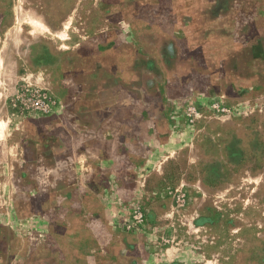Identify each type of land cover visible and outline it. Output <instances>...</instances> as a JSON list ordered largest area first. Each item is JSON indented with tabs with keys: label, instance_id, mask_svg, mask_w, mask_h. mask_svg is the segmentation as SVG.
Masks as SVG:
<instances>
[{
	"label": "rangeland",
	"instance_id": "374dc122",
	"mask_svg": "<svg viewBox=\"0 0 264 264\" xmlns=\"http://www.w3.org/2000/svg\"><path fill=\"white\" fill-rule=\"evenodd\" d=\"M0 85V264H264V0H0Z\"/></svg>",
	"mask_w": 264,
	"mask_h": 264
},
{
	"label": "crops",
	"instance_id": "0c3cea01",
	"mask_svg": "<svg viewBox=\"0 0 264 264\" xmlns=\"http://www.w3.org/2000/svg\"><path fill=\"white\" fill-rule=\"evenodd\" d=\"M11 33H14V34H16V35H19V34H21L20 33V30L18 29V28H10V29H8L7 30V32H6V34H11ZM3 69H4V72H8V73H12V72H19L18 71V68H12L11 66H7V65H4L3 64ZM20 74H21V72H19ZM15 80H17L18 81V79H14L13 81L14 82H17V81H15ZM18 82H20V81H18ZM24 80L23 81H21L20 83L21 84H24ZM38 82H40L41 83V81H38ZM10 84V83H9ZM20 84V85H21ZM26 84V83H25ZM1 86V85H0ZM4 87V86H3ZM15 88H14V90H17L18 88H19V86L17 85V86H14ZM13 88V86H11V88L10 89H12ZM21 88H22V85H21Z\"/></svg>",
	"mask_w": 264,
	"mask_h": 264
},
{
	"label": "built area",
	"instance_id": "2783aa9c",
	"mask_svg": "<svg viewBox=\"0 0 264 264\" xmlns=\"http://www.w3.org/2000/svg\"><path fill=\"white\" fill-rule=\"evenodd\" d=\"M33 100H34V105L42 106L40 100H36L35 98Z\"/></svg>",
	"mask_w": 264,
	"mask_h": 264
}]
</instances>
